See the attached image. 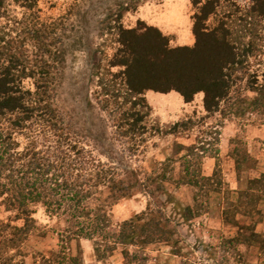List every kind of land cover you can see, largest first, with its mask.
Listing matches in <instances>:
<instances>
[{"label": "trees", "instance_id": "trees-1", "mask_svg": "<svg viewBox=\"0 0 264 264\" xmlns=\"http://www.w3.org/2000/svg\"><path fill=\"white\" fill-rule=\"evenodd\" d=\"M39 1L15 0L29 12L27 18L19 21L20 29L0 28V204L16 213L14 220L0 223V264H26L23 247L37 229L36 205L49 216L66 220L57 233L58 249L38 254L36 264H85L83 239L96 241L99 261L121 246L125 264L140 260L145 264V257L129 248L169 242L171 233L161 218L146 213L114 227L108 208L131 198L133 185L122 178L116 163L103 162L86 149L83 135L61 110L58 97L67 48L57 30L40 21ZM190 1L195 8L192 46H172L169 36L143 21L126 28L123 13L138 8L131 1L120 3L106 22L115 51L105 63L100 59L93 66L90 82L97 88L100 110L108 114L118 141L129 146V153L137 152L149 132V92H176L187 104L203 94L206 113L214 114L247 80V91L254 94L251 104L264 114V81L250 65L262 52L264 0H248L247 7L239 0ZM4 5L0 1V19L6 17ZM180 127L183 123L174 125L172 133ZM187 151L180 184L195 187V206L188 211L200 216L201 198L217 192L216 172L211 177L203 174L204 150ZM231 157L239 175L245 166L253 168L248 151L235 149ZM105 191L110 195L97 204ZM263 201L264 174L248 181L235 210H224L225 222L239 227L237 215H253ZM18 221L23 224L13 223ZM249 229L251 235L229 242H258L255 229Z\"/></svg>", "mask_w": 264, "mask_h": 264}, {"label": "rangeland", "instance_id": "rangeland-1", "mask_svg": "<svg viewBox=\"0 0 264 264\" xmlns=\"http://www.w3.org/2000/svg\"><path fill=\"white\" fill-rule=\"evenodd\" d=\"M0 1L4 2L6 13L0 19V28L20 29L19 21L25 20L29 12L15 0ZM130 1L134 3L132 0H40L37 7L40 21L55 28L67 48L58 97L61 110L83 135L86 149L103 162L116 163L122 178L133 185L131 198L108 208L114 227L142 213L162 219L171 233L169 242L129 248L131 253L145 257V264H264V201L253 215H237L239 227L226 223L223 214L225 209L235 210L249 180L264 174V114L253 108L254 94L247 91V80L234 88L231 101L223 103L221 111L214 114L206 113L203 94L187 104L176 92H149L151 112L146 122L149 132L135 154L118 141L108 114L100 110L95 99L97 88L90 82L93 66L100 59L105 63L114 54V36L108 32L106 22L117 13L120 3ZM238 2L247 7L249 1ZM133 5L138 7L136 11L123 13L122 23L126 28H134L143 21L169 36L172 46L194 44L195 8L190 0H142ZM250 65L251 71H256L260 81H264V41L262 52L250 60ZM177 123H183V127L172 133ZM191 147L206 152L203 174L213 176L216 172L217 192L201 198L204 208L200 216L195 215V210L188 211L195 206V187L180 184L182 160ZM235 149L248 151L254 160L253 168L245 166L240 175L231 157ZM109 195L105 191L96 203L103 204ZM33 210L37 229L23 247L26 264H36L38 254L56 251L57 233L66 226L65 218L49 216L41 205ZM15 216L16 213L0 204V223L10 222ZM13 223L22 225L23 221ZM249 228L259 235L258 242L250 245L229 242L237 237L242 239L241 235H251ZM95 243L80 241L85 264H125L124 247H118L114 254L99 261ZM136 263L140 264L141 260Z\"/></svg>", "mask_w": 264, "mask_h": 264}, {"label": "crops", "instance_id": "crops-1", "mask_svg": "<svg viewBox=\"0 0 264 264\" xmlns=\"http://www.w3.org/2000/svg\"><path fill=\"white\" fill-rule=\"evenodd\" d=\"M206 176H208V177H209V176H211V175H210V173H209V174H208V175H206Z\"/></svg>", "mask_w": 264, "mask_h": 264}]
</instances>
